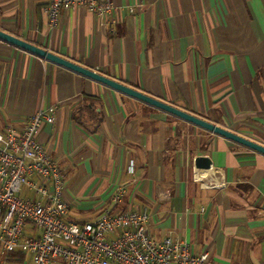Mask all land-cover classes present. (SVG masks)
Returning <instances> with one entry per match:
<instances>
[{
  "label": "crops",
  "instance_id": "1",
  "mask_svg": "<svg viewBox=\"0 0 264 264\" xmlns=\"http://www.w3.org/2000/svg\"><path fill=\"white\" fill-rule=\"evenodd\" d=\"M108 1L115 12L76 6L51 28L48 0H0V30L264 146V0ZM51 106L37 141L62 171L68 221L146 209L155 239L264 264L263 155L0 41V134Z\"/></svg>",
  "mask_w": 264,
  "mask_h": 264
},
{
  "label": "built area",
  "instance_id": "2",
  "mask_svg": "<svg viewBox=\"0 0 264 264\" xmlns=\"http://www.w3.org/2000/svg\"><path fill=\"white\" fill-rule=\"evenodd\" d=\"M79 6L98 18L115 12L108 0H48L50 27L61 11ZM129 12H132L130 9ZM54 107L40 109L20 131L0 134V250L20 251L33 264H214L188 243L147 233L146 209L111 213L76 224L67 220L64 180L57 162L37 141L43 124L54 122ZM120 188L113 198L117 203Z\"/></svg>",
  "mask_w": 264,
  "mask_h": 264
},
{
  "label": "water",
  "instance_id": "3",
  "mask_svg": "<svg viewBox=\"0 0 264 264\" xmlns=\"http://www.w3.org/2000/svg\"><path fill=\"white\" fill-rule=\"evenodd\" d=\"M0 41L5 42L11 46H14L16 48H19L25 52H28L36 57H39L45 61L51 62L53 64H56L58 66H61L63 68H66L72 72H75L81 76L87 77L95 82L101 83L113 90H116L120 92L121 94H124L128 97H131L137 101H140L142 103H145L149 106H152L156 109H159L163 112H166L172 116H175L176 118L188 123L192 124L198 128H201L207 132H210L214 135L220 136L230 142H233L239 146H242L248 150H251L255 153L261 154L264 156V146L257 144L243 136H240L238 134H235L229 130L223 129L221 127H218L212 123H209L205 120H202L200 118H197L191 114H188L182 110H179L173 106H170L168 104H165L157 99L151 98L149 96H146L142 94L141 92H138L136 90H133L125 85H122L116 81H113L109 78H106L105 76H102L98 74L97 72H94L92 70H89L87 68H83L82 66L76 65L72 62H69L63 58H60L51 52H48L47 50L41 49L39 47H36L30 43H27L23 40H20L18 38H15L3 31L0 30ZM193 165L195 168H197L199 171H207L211 168V162L210 159L205 156H197L193 159Z\"/></svg>",
  "mask_w": 264,
  "mask_h": 264
},
{
  "label": "trees",
  "instance_id": "4",
  "mask_svg": "<svg viewBox=\"0 0 264 264\" xmlns=\"http://www.w3.org/2000/svg\"><path fill=\"white\" fill-rule=\"evenodd\" d=\"M0 255H2L3 262L6 263H17L20 264L24 261L26 254L20 251H14L12 253L4 254L0 250Z\"/></svg>",
  "mask_w": 264,
  "mask_h": 264
},
{
  "label": "rangeland",
  "instance_id": "5",
  "mask_svg": "<svg viewBox=\"0 0 264 264\" xmlns=\"http://www.w3.org/2000/svg\"><path fill=\"white\" fill-rule=\"evenodd\" d=\"M0 258H2V255H0ZM26 264H32V263H30L29 261H27Z\"/></svg>",
  "mask_w": 264,
  "mask_h": 264
}]
</instances>
